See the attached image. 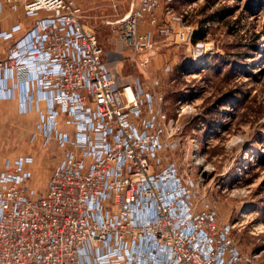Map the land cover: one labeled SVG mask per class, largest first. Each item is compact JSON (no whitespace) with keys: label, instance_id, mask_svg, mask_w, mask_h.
<instances>
[{"label":"built area","instance_id":"2783aa9c","mask_svg":"<svg viewBox=\"0 0 264 264\" xmlns=\"http://www.w3.org/2000/svg\"><path fill=\"white\" fill-rule=\"evenodd\" d=\"M173 1L140 0L112 23L128 27L131 46L150 47L137 18ZM5 5L33 22L18 39L21 24L0 28L11 41L0 98L18 91L21 111L39 113L31 139L54 140L62 155L43 193L31 183L33 155L4 158L0 264H258L213 208L198 209L200 182L163 154L177 143L162 94L120 75L78 0H0V13Z\"/></svg>","mask_w":264,"mask_h":264},{"label":"rangeland","instance_id":"374dc122","mask_svg":"<svg viewBox=\"0 0 264 264\" xmlns=\"http://www.w3.org/2000/svg\"><path fill=\"white\" fill-rule=\"evenodd\" d=\"M78 2L100 44L118 53L120 75L162 94L177 143L163 154L200 182L198 209L213 208L234 244L264 264V0H174L168 9L162 2L137 18V34L153 36L143 49L123 38L127 26L112 23L140 0ZM205 18L206 37L190 43L188 27ZM9 117L0 123V167L5 157L32 154L31 183L43 193L59 150L54 140H30L31 115Z\"/></svg>","mask_w":264,"mask_h":264},{"label":"crops","instance_id":"0c3cea01","mask_svg":"<svg viewBox=\"0 0 264 264\" xmlns=\"http://www.w3.org/2000/svg\"><path fill=\"white\" fill-rule=\"evenodd\" d=\"M32 22H33V19L26 16L23 9L13 10L9 6L5 5L4 10L0 13V28L1 29L9 30L14 25L21 24V29L16 35L17 39L20 38L21 36H23V34L29 28V26ZM10 44H11V41L4 40L0 37V59L7 58L8 53H9ZM19 96H20L19 92L16 91V96L14 98H7V99H1L0 98V123H1V120L5 119L6 117H8V119H9L10 118L9 115H11V113H13V115L16 113L31 115L35 120V123H34L35 125H34V129H33L32 133L30 135V140L35 141V140L31 139V136L35 130L36 123L39 120V113L37 110L22 112L20 109L21 106H20ZM40 105L43 106L44 102H41ZM6 109L9 111L7 116H6V111H5ZM38 139L39 140L41 139L40 141L42 143L44 142V138L42 136H41V138L38 137L36 140H38ZM55 144H56V148H58V150H59V155L57 157L58 160L55 163V165H56L61 158L62 150L57 145L56 142H55ZM44 145H50V142L45 143ZM18 155H32V154H18ZM15 156H17V155H15ZM55 165H54V167H55ZM46 188H47V185H46Z\"/></svg>","mask_w":264,"mask_h":264},{"label":"trees","instance_id":"16d2710c","mask_svg":"<svg viewBox=\"0 0 264 264\" xmlns=\"http://www.w3.org/2000/svg\"><path fill=\"white\" fill-rule=\"evenodd\" d=\"M206 21H207V18H205L203 21H201L199 28L197 30H195V32L193 34L194 42H196L198 40H202L206 37L207 31L209 29V27L204 26Z\"/></svg>","mask_w":264,"mask_h":264}]
</instances>
